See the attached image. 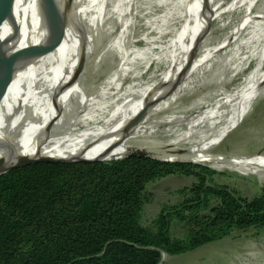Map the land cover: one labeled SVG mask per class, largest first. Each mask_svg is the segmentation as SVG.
<instances>
[{"label": "rangeland", "instance_id": "1", "mask_svg": "<svg viewBox=\"0 0 264 264\" xmlns=\"http://www.w3.org/2000/svg\"><path fill=\"white\" fill-rule=\"evenodd\" d=\"M190 1L193 0H128L122 8H116V15H121L123 20L113 33L108 34V40L103 44L109 51L104 58L110 60L113 67L107 69L99 64V68L91 66L79 75L76 85L83 92L75 95L76 87L73 86L70 91L71 99H62L58 107L59 109L68 102V108H60L61 116H54L53 120L47 122L46 129L50 127L48 139L52 145L63 147L59 143L62 140L82 135L73 142V147L79 148L88 142L94 144L96 140H90L95 138V134L85 135L87 131L101 123H107L122 104L140 90L156 87L164 64L153 66V62L149 61L139 73L131 70L130 64L151 47L176 33L177 26L165 29ZM215 1L219 3L223 0ZM39 2L40 0H34L30 15L39 9ZM263 15L264 5L232 30L201 37L202 44L194 53L196 56L194 55L193 63L206 52L215 51L217 57L206 68L190 77L177 80L167 88L148 114V129L141 130L140 137L126 135L125 141L128 144L149 150L137 152L138 154L128 153L116 159L109 158L111 155H108L109 157L102 159L111 161L124 159L129 155H143L170 162V158H176L172 162L209 167L215 172L214 184L226 186L237 195L249 199L259 195L264 189V167L252 164L197 163L185 156H178V153L170 152L171 150L166 151L162 146H173L172 151L198 147L212 156L264 160V80L259 98L249 111L244 112L238 124L233 122L240 110L239 105L236 106V111L202 121L198 124L197 131L188 138L185 137L187 128L177 124L188 118L197 119L221 95L240 89L256 74L263 76L264 65L261 68L259 65L264 56V45L260 44L263 35L259 31L264 26V21L254 23ZM229 41L228 45L216 50ZM72 80L75 78L72 77ZM56 85L60 84L54 83L55 87ZM113 102H116L115 106H111ZM103 134L101 131L97 135L103 137ZM108 143L119 144L115 141ZM113 148L114 146H107L104 151ZM194 183V177L173 175L149 184L147 194L150 201L144 207L142 225L150 226L165 206H177L181 203L184 197L179 191ZM172 236L182 239L185 231L174 223ZM163 264H264V227L237 231L222 241L184 255L164 254Z\"/></svg>", "mask_w": 264, "mask_h": 264}, {"label": "bare ground", "instance_id": "2", "mask_svg": "<svg viewBox=\"0 0 264 264\" xmlns=\"http://www.w3.org/2000/svg\"><path fill=\"white\" fill-rule=\"evenodd\" d=\"M127 1L56 0L60 6L59 11L45 25L40 22L39 9L30 15L34 0H16L12 14L0 31V59L16 62L11 73L6 74V70L3 74L0 72V77L10 83L9 90L0 96V159L8 158L9 163L18 157L40 156L92 160L103 157V154L116 159L128 153L148 151V148L141 149L128 144L125 141L126 135L129 137L133 135L136 138L141 130L148 129L146 121L148 114L167 88L177 80L190 77L206 68L217 57L215 51L206 52L193 63L194 53L202 44L201 37L209 33L217 35L232 30L264 5V0H223L219 3L215 0L190 1L191 3L185 5L165 29L177 26L176 33L151 47L142 57L138 56L130 64L134 72L140 71L149 61L153 62V66L164 64L156 89L140 90L138 94L125 101L107 123L103 125L101 123L100 126L87 131L85 135L95 134V138L90 140H96L94 144L88 142L79 148L73 147V142L79 140L82 135L62 140L59 143L63 144V147L52 145L48 139L50 127L46 129L47 122L53 120L54 116L55 118L61 116L60 108H68V102H65L58 109L61 100L71 96L73 86L76 87L75 95L83 92L76 85L79 75L87 68L98 67L99 64L107 69L113 67L111 61L104 58L108 47L103 44L105 40L107 42L108 34L113 33L123 20L121 15H116V8H122ZM262 20L264 21V15L254 23ZM259 33L263 35L260 44L264 45V26ZM230 42L217 47L216 50ZM263 65L264 56L259 68ZM72 77L75 78L74 81ZM248 80V84L240 89L221 95L197 119L188 118L177 122L182 124L181 127L187 128L185 137H191L202 121L209 117H220L232 110L236 111L237 105L240 106V110L233 124H238L244 112L249 111L259 98L264 74L262 77L256 74ZM54 83L60 85L55 87ZM14 93L17 96L14 97ZM231 96L233 98L230 99ZM21 102L24 115L18 127H26L29 141L28 145L22 148L19 147L20 137L12 123L15 113L18 114L21 109L19 106ZM112 105L115 106L116 102ZM101 131L104 132L103 137L97 135ZM111 141L119 144L108 143ZM165 145L162 146L164 150H171L170 152H176L178 156H185L197 163L252 164L264 167V160L258 158L212 156L198 147L172 151L173 146ZM107 146L114 148L104 151ZM150 148L153 150V147ZM10 152L13 153L11 158ZM175 160L176 158H170L169 161Z\"/></svg>", "mask_w": 264, "mask_h": 264}, {"label": "trees", "instance_id": "3", "mask_svg": "<svg viewBox=\"0 0 264 264\" xmlns=\"http://www.w3.org/2000/svg\"><path fill=\"white\" fill-rule=\"evenodd\" d=\"M173 175L196 183L148 227L149 184ZM209 167L132 156L39 163L0 176V264H163L264 227V189L252 199L214 184ZM174 223L185 231L172 236Z\"/></svg>", "mask_w": 264, "mask_h": 264}, {"label": "water", "instance_id": "4", "mask_svg": "<svg viewBox=\"0 0 264 264\" xmlns=\"http://www.w3.org/2000/svg\"><path fill=\"white\" fill-rule=\"evenodd\" d=\"M16 0H0V31L10 15L13 12L14 5ZM60 6L57 4L56 0H40L39 2V11H40V22L47 25L52 18L56 15L59 11ZM16 35V32H14ZM16 62L14 61H4L0 59V72L3 74V71L6 70V74L13 70L14 65ZM9 69V70H7ZM11 73V72H10ZM3 76V75H2ZM10 88V83L5 81L3 77H0V93H6ZM14 97L17 96L16 93L13 95ZM20 111L18 114L15 113L13 118V128L17 132L18 136L20 137L19 147H26L28 145V133L26 127H18L19 121L21 117L24 115L23 112V104L20 103ZM10 158L13 157V153L10 152ZM107 154H103L101 158L95 159H85V158H76V159H63V158H52L47 156H40L37 158H29V157H18L13 159L11 163H9V159H0V176L21 167H26L34 164L39 163H75V162H97V161H104L102 158H106ZM110 156V155H109ZM132 156H140V157H150V156H143V155H129L128 157ZM126 157V158H128ZM154 158V157H151ZM156 159V158H154ZM171 162V161H170Z\"/></svg>", "mask_w": 264, "mask_h": 264}]
</instances>
